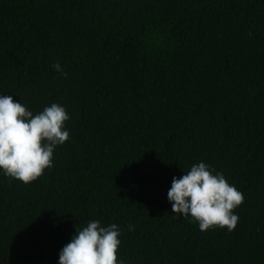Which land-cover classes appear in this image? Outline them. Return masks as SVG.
Masks as SVG:
<instances>
[{"label":"trees","instance_id":"1","mask_svg":"<svg viewBox=\"0 0 264 264\" xmlns=\"http://www.w3.org/2000/svg\"><path fill=\"white\" fill-rule=\"evenodd\" d=\"M0 94L70 116L40 178L0 172V264H58L90 220L122 264H264V0H0ZM201 161L244 195L233 231L172 212Z\"/></svg>","mask_w":264,"mask_h":264},{"label":"clouds","instance_id":"2","mask_svg":"<svg viewBox=\"0 0 264 264\" xmlns=\"http://www.w3.org/2000/svg\"><path fill=\"white\" fill-rule=\"evenodd\" d=\"M53 67L67 78L59 62ZM69 119L57 103L34 115L14 95L0 94V172L26 185L40 178L53 167L55 149L70 138L65 126ZM168 200L174 214L191 217L202 232L215 227L233 231L239 221L234 210L244 195L223 173L201 161L173 178ZM120 236L117 224L105 227L90 220L60 251L58 264H122L117 255Z\"/></svg>","mask_w":264,"mask_h":264}]
</instances>
